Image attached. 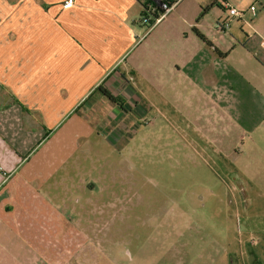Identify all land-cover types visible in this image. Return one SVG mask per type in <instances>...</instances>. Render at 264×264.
<instances>
[{
  "label": "rangeland",
  "instance_id": "rangeland-1",
  "mask_svg": "<svg viewBox=\"0 0 264 264\" xmlns=\"http://www.w3.org/2000/svg\"><path fill=\"white\" fill-rule=\"evenodd\" d=\"M210 9V16L219 11L215 5ZM142 16L137 25L146 32L150 27ZM145 46L130 50L107 75L132 64ZM148 66L138 87L127 75L124 92L141 97L136 107L142 113L132 106L117 132L100 123L116 101L98 99V85L84 98L93 104L90 110L84 100L76 106L86 133L70 148L58 173L60 185L44 184L51 191L43 195L61 209V218L73 221L42 229L30 218L31 237H40L32 244L39 248V264H65L77 252L102 247L96 241L85 244V233L120 238L135 254L130 262L103 258V264H264V93L245 80L236 85L221 77L232 68L229 61L204 67L201 75L191 65L184 73L189 80L166 64ZM214 69L221 79L212 77ZM85 181L97 186L90 203L78 188ZM101 184L108 189L104 199L117 202L103 216ZM72 203L77 210L69 209ZM98 250L104 252L93 251Z\"/></svg>",
  "mask_w": 264,
  "mask_h": 264
},
{
  "label": "crops",
  "instance_id": "crops-1",
  "mask_svg": "<svg viewBox=\"0 0 264 264\" xmlns=\"http://www.w3.org/2000/svg\"><path fill=\"white\" fill-rule=\"evenodd\" d=\"M65 1L0 0V264H39V248L32 244L40 237H31L30 218L33 226L42 229L72 223V219L61 218V209L45 199L43 195L51 190L44 184L60 185L58 173L70 157V148L86 133L85 124L75 116L76 106L93 95L95 86L103 85L118 99L100 121L113 133L132 106L136 114L142 113L136 107L141 97L124 92L127 75L133 76L138 87V76L144 79L141 71L155 61L168 65L172 72L176 68L186 80L190 76L184 73L191 65L197 66L201 75L204 67L229 61L232 68L228 76L221 77L236 85L239 79L245 80L264 93V0H180L146 32L138 25L147 0H71L70 6H65ZM225 3L247 11L245 20L231 18L230 28L221 31L215 23L230 18ZM254 4L253 16L248 8ZM214 5L219 11L210 16L208 8ZM167 20V25L159 28ZM216 31L224 34L218 36ZM142 44L146 46L134 53L132 64L107 75ZM211 73L220 78L215 69ZM102 97L106 98L101 93L98 99ZM86 100L88 111L93 104ZM78 188L89 196L86 201L90 203L97 186L85 181ZM98 188L103 216L117 202L104 199L107 186ZM69 209L78 208L72 203ZM46 211L48 225L44 222ZM106 223L103 219L102 225ZM94 241L102 247L77 252L65 264L135 259L120 238L83 236L85 244ZM115 247L119 248L117 255ZM98 248L104 252L93 251Z\"/></svg>",
  "mask_w": 264,
  "mask_h": 264
},
{
  "label": "built area",
  "instance_id": "built-area-1",
  "mask_svg": "<svg viewBox=\"0 0 264 264\" xmlns=\"http://www.w3.org/2000/svg\"><path fill=\"white\" fill-rule=\"evenodd\" d=\"M152 2H150L147 5V15H143L142 16V22L144 24H147L148 22H150L152 15L151 13L155 11L156 6H158L159 8L163 9L164 13H162L160 15V17L156 20L155 23H157L163 16H165L171 9H173V7L180 1V0H150ZM72 4L71 0H66L65 1V6H70ZM225 7L226 10L228 12V15L230 16V18L225 19L224 21H217L215 23V27L221 31L224 30H228L230 28L231 25V18H237V19H242L245 20V16H246V11L247 10H240L235 6H232L229 3H225ZM249 11L251 12V14L254 16L256 15V5H252L250 6V8H248ZM154 23V24H155ZM264 45V41L262 42Z\"/></svg>",
  "mask_w": 264,
  "mask_h": 264
},
{
  "label": "trees",
  "instance_id": "trees-1",
  "mask_svg": "<svg viewBox=\"0 0 264 264\" xmlns=\"http://www.w3.org/2000/svg\"><path fill=\"white\" fill-rule=\"evenodd\" d=\"M152 2L150 0H147L146 2L143 3V11H142V14L143 15H147V5ZM164 13L163 9L159 8L158 6H156V9L154 12L151 13L152 15V18L150 20V22L147 23L148 27H152L154 25V23L156 22V20L160 17V15ZM199 36L201 38H203L207 43L209 44H212L209 40L206 39V37L201 34L200 32H198ZM97 89L103 93L107 98H109L110 100H113V101H118V99L112 94L110 93L106 88L103 87V85H99L97 87Z\"/></svg>",
  "mask_w": 264,
  "mask_h": 264
}]
</instances>
